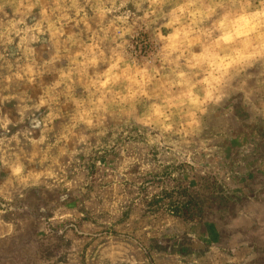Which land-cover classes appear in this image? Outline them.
<instances>
[{
	"label": "clouds",
	"instance_id": "9594fccd",
	"mask_svg": "<svg viewBox=\"0 0 264 264\" xmlns=\"http://www.w3.org/2000/svg\"><path fill=\"white\" fill-rule=\"evenodd\" d=\"M6 3L21 18L10 20V28L0 35L14 31L20 36L23 32L17 47L26 51V55L23 67L0 82L3 84L0 93L9 92L0 95V112L5 101L18 98L9 90L12 82H23L26 87L20 98L27 97L28 102L22 108L17 106L20 121L30 118L29 113L34 116L44 109L41 123L53 135L51 139L43 133L39 139L28 135L26 138L33 146L45 147L23 158L12 149L13 141L17 145L21 142L19 132L0 137V165L8 171L5 185L29 189L43 183L49 190L60 185L71 190L73 181L61 175L64 166L60 158L77 157L105 140L123 157L117 171L124 175L130 165L140 163L126 154L127 145L120 147L117 143L118 137L120 140L129 137L132 128L139 134L138 142L156 148L169 146L177 156L190 158L192 151L186 148L190 144L188 138L207 132L201 126V118L210 109L218 121L213 139L222 137L227 142L238 138L240 132L230 127L232 120L241 126L245 122L264 125V0H6ZM38 5L40 19L34 25H26V18ZM3 7L0 4V12ZM17 25L25 26L17 28ZM45 33L55 53L48 59L41 56L42 63L38 64L34 58L36 49L25 50L24 45L38 43ZM142 33L152 42V48L144 56L134 54ZM6 43L12 44L13 39L9 37ZM62 59L68 63L55 67ZM228 100L231 105L226 111L224 104ZM10 116V111L4 114L0 129L10 131L9 125L16 126ZM207 144L202 140L194 151L211 154L219 147ZM247 147L239 145L237 153L242 154ZM35 164L41 170H36ZM148 168L150 165L140 164L139 171ZM120 199L116 197L110 205L106 200L102 207H115ZM252 199L249 197V202ZM79 215L82 217L84 213ZM72 217L73 212L66 210V206L57 205L51 220ZM172 223L170 218L161 220L155 229L163 231ZM232 223L248 227L256 224L264 230V206H241ZM7 227L10 234L13 225L9 223ZM152 228L153 225L146 224L143 230ZM187 235L195 239L190 232ZM109 240L107 247L101 245L97 249L101 262L136 264L134 259L128 260V249L123 244L112 242L111 237ZM230 251L231 256L210 247L205 257L215 252L223 255L227 264H237L236 249ZM90 259L85 254V264H90Z\"/></svg>",
	"mask_w": 264,
	"mask_h": 264
},
{
	"label": "rangeland",
	"instance_id": "374dc122",
	"mask_svg": "<svg viewBox=\"0 0 264 264\" xmlns=\"http://www.w3.org/2000/svg\"><path fill=\"white\" fill-rule=\"evenodd\" d=\"M0 4H4L0 12V33H4L10 28V20L21 17L6 0H0ZM38 13L39 5L26 18V25H34L40 19ZM24 26L17 25V28ZM21 36H24L23 32L17 36L14 31L0 35V55H4V59H0V82L4 76L19 71L25 63L26 51L17 47ZM9 37L13 39L10 45L6 43ZM137 40L134 54L147 55L152 48L148 35L142 33ZM28 48L36 49L34 58L38 64L42 63L41 56L48 59L55 53L47 33L41 35L36 44L26 43L24 49ZM27 55L32 56L31 53ZM67 63V59H62L55 67ZM25 87L23 82L14 80L9 90L18 98L5 101L0 112V120H3L4 114L10 111V118L16 125H9L10 131L0 129V137L19 132L21 142L17 145L13 141L12 149L22 158L45 147L43 144L33 146L26 138L28 135L32 139H39L42 133L50 139L53 135L41 123L44 109L34 116L29 113L30 118L20 121L17 106L22 108L28 102L27 97L20 98ZM229 105L230 100L225 102L224 110H230ZM201 119V126L207 132L203 136L196 134L188 138L190 144L186 148L192 151L190 158L177 156L169 146L156 148L138 142L139 134L135 128L124 140L117 138L120 147L127 145L126 154L140 162L130 165L124 175L117 171L123 157L106 140L101 145H95L93 141L95 146L91 151L82 152L77 157H61L60 164L64 166L61 175L73 181L71 190L63 185L49 190L43 183L29 189L5 185L8 171L0 165V221H3L0 223V264H85V254L90 256V264H110L107 260L101 262L97 252L101 245H109L110 237L112 242L128 249V260L134 259L136 264H196L197 261L199 264H227L223 255L209 253L213 260L205 257V252L215 247L219 253L233 255L230 249L234 243L230 245L228 241L231 232L223 225L230 224V218L244 202L243 192L249 187L246 184L248 176L253 183L254 169L264 163V125L245 122L241 126L232 120L230 127L240 135L224 142L222 137L213 139V129L218 121L212 109ZM52 127L50 124L49 128ZM202 140L208 142V147L213 144L219 147L211 154L196 153L194 150ZM241 144L248 145L242 154L237 153ZM55 152L54 149L53 154ZM140 164H148L150 168L140 172ZM33 167L41 170L39 164ZM8 196L10 200L5 199ZM116 197H122L118 205L102 207L106 200L109 205L114 203ZM57 205L66 206V210L73 212V217L52 221L53 208ZM80 212L84 213L82 217ZM167 218L173 220L171 227L163 231L155 229L156 224ZM9 223L13 225L10 234ZM146 224L153 225V228L144 231ZM189 232L195 239L187 235ZM238 262L244 264L242 260Z\"/></svg>",
	"mask_w": 264,
	"mask_h": 264
},
{
	"label": "crops",
	"instance_id": "0c3cea01",
	"mask_svg": "<svg viewBox=\"0 0 264 264\" xmlns=\"http://www.w3.org/2000/svg\"><path fill=\"white\" fill-rule=\"evenodd\" d=\"M254 180L251 183L247 178L246 184L249 186L246 192H243L244 202L238 207L249 205L251 207L259 208L264 206V163L254 169ZM249 197L252 199L249 202ZM233 217L230 218L229 225H223L224 229L230 230L228 236L229 244H233V248H239L236 251L237 261H244V264H264V230L260 229L258 225L253 224L251 227L240 226L232 223ZM231 248V246H229ZM236 249V248H235ZM244 254V255H243ZM246 255V256H245ZM251 257V259H249ZM254 260V262H252ZM237 264H240L239 262Z\"/></svg>",
	"mask_w": 264,
	"mask_h": 264
}]
</instances>
